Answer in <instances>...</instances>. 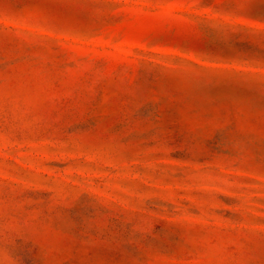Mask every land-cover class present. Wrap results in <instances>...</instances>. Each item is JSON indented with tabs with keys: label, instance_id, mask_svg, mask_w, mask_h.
Segmentation results:
<instances>
[{
	"label": "rangeland",
	"instance_id": "obj_1",
	"mask_svg": "<svg viewBox=\"0 0 264 264\" xmlns=\"http://www.w3.org/2000/svg\"><path fill=\"white\" fill-rule=\"evenodd\" d=\"M0 264H264V0H0Z\"/></svg>",
	"mask_w": 264,
	"mask_h": 264
}]
</instances>
